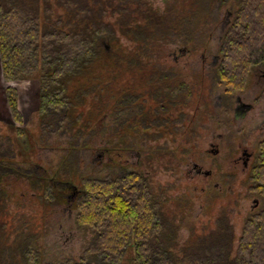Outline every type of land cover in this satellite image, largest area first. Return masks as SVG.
<instances>
[{"label": "trees", "instance_id": "obj_1", "mask_svg": "<svg viewBox=\"0 0 264 264\" xmlns=\"http://www.w3.org/2000/svg\"><path fill=\"white\" fill-rule=\"evenodd\" d=\"M41 4L47 13L43 19ZM148 5L145 0H0L2 75L8 82L38 81L36 99L42 126L41 150L50 149V140L55 136L51 128L64 115L70 120L71 131H75L71 137L77 139L71 140L69 147L62 150L65 155L53 174L36 173L29 160L24 162V155L20 157L13 148L6 147L3 151L1 144L0 264H22L24 259L28 264L41 263L34 237L22 234L13 240L16 233L8 229V205L20 182L28 183L33 192L42 191L43 195L34 194L36 199L49 202L53 198L60 205H72L77 226L92 234V240L73 264H264V209L249 213L238 238L233 227L226 223L218 231L190 241L183 247L181 258L174 251L176 245H172L167 229L169 223L171 227L173 225V234L177 233L176 216L164 212L159 196L154 194L149 177L144 173L128 172L105 180L84 178L80 184L71 178L72 171L77 169L68 167V159L70 156H75V161L76 156L79 158L78 151H84L79 147L85 139L82 137L94 126V120H98L89 115L85 117L86 111L79 112V108L89 107L91 101L97 100L94 99V95L98 96L97 90L101 93L110 83L113 84L116 76L120 77L119 70L112 71L113 66L126 71L127 64H142L147 69L152 63L148 60L151 45H156L157 40L165 36L162 34L165 19L147 9ZM142 6L146 7L142 15L145 24L137 18L133 24L124 20L132 11H140ZM108 8L113 16L120 14L114 23L107 20ZM115 25H128L127 30L121 27L122 36H132L137 54L142 50L147 53V63L136 53L134 57L126 58L121 46L113 52L103 46L105 38L102 33L107 34L110 43L120 44ZM97 64L102 66L101 71L95 69ZM261 65H264V0H238V9L224 35L221 61L216 71L224 95L245 91L253 68ZM142 75L141 80L146 83L138 87L149 89L147 91L153 94L152 85L149 86L152 74ZM92 81L103 83L100 87ZM135 87L131 84L128 88ZM167 88L172 90L173 99L177 92L175 87ZM130 96L133 97L130 92L125 94V98ZM6 97L13 120L16 124H23L17 90L8 88ZM100 100L98 97L93 106ZM177 105L179 103H173V106ZM144 117L149 120L148 115ZM151 121L144 124L145 129L137 131L135 138L149 135ZM161 122L164 120L157 125L161 126ZM17 131L21 136L26 129L17 128ZM155 136L150 134L152 139ZM94 144L92 148H86V152L91 153L100 145L99 141ZM113 149L124 152L122 148ZM106 152L112 156L110 149L107 148ZM111 161L109 166L117 167L115 160L111 158ZM63 175L68 177L63 178ZM248 185L251 195L264 200V142L258 145V156Z\"/></svg>", "mask_w": 264, "mask_h": 264}, {"label": "rangeland", "instance_id": "obj_2", "mask_svg": "<svg viewBox=\"0 0 264 264\" xmlns=\"http://www.w3.org/2000/svg\"><path fill=\"white\" fill-rule=\"evenodd\" d=\"M145 3L149 4L147 9L165 19V29H162L165 36L162 40H157L155 47L151 45V50L148 51L150 59L143 50L137 54L138 48L131 41L132 36H122V28L127 30L128 25L114 26L116 36L120 39L119 45L114 41L110 43L107 34L102 33L105 38L103 46L111 52L121 46L126 58L134 57L136 53L142 57L140 59L144 63H147V59L152 63L147 69L142 64H127L126 71L112 67V71L119 70L123 75L116 76L113 84L110 83L101 93L97 90L98 96L94 95V99L98 100L99 97L101 100L95 107L93 104L97 100L91 101L89 107L79 108V112L86 111L85 117L89 115L98 120H94V126L82 137L85 139H82L79 147L84 151H78L77 163L75 156H70L67 163L72 170L77 169L72 171L74 174L71 177L76 184H80L84 178L105 180L124 176L128 172H141L149 177V183L154 194L159 196L164 212L168 216H176L177 233L173 234V225L171 227L169 223L167 229L172 245H176L173 247L174 251L182 258L183 247L189 245L190 241L206 237L226 223L233 227L238 238L249 213L264 209V200L259 199L256 206V197L249 193V173L241 163L235 164V159L241 155V145H246L255 152L258 148L256 144L264 140V134L256 133L250 138L248 135L251 130L248 131V127L243 125L245 122L236 126L233 121H229L230 115L227 112L231 103L223 93L221 81L210 67L214 55L221 54L227 29L219 27V24L224 19L226 10H231L233 14L237 11L238 0H145ZM145 9L146 7L142 6L140 11H132L130 17L126 16L124 20L132 23L137 18L143 24L145 21L142 15ZM40 11L41 19L45 18L47 13L45 14L42 4ZM107 13V20L113 23L116 16L120 17L119 13L113 16L110 8ZM183 45L189 46L192 53L188 57H182L178 53L180 63L177 64L173 52H178ZM203 51L207 55L206 64L202 62ZM185 62L188 63L186 66ZM154 63L159 67L155 74L159 82L157 87L166 89L167 86L173 85L166 83L176 81L177 78L185 81L173 85L178 86L177 102L185 106L181 111L184 116L180 112L176 113L172 107H167L166 101L155 100L153 94L147 91L149 89L138 87L146 83L141 80L144 76L142 74L150 73ZM201 64L207 69L202 70L204 66ZM95 69L101 71L103 68L97 64ZM166 70H170L172 74L167 75ZM181 74L182 76H178ZM259 79L260 77H253L247 92L235 94H241L242 98L247 100L256 95H264L259 92ZM101 83L103 82H93L100 87ZM131 84L137 87L129 89ZM151 85L152 83L149 86ZM10 87L18 92V109L23 118L21 125L13 120L7 103L6 90ZM38 92L39 84L35 80L5 81L0 63V146L2 144L3 151L6 147L13 148L20 157L24 155V162L29 160L36 173L44 171L53 174L65 155L62 150L69 147L71 140L77 139L71 137L75 131H71L70 120L64 115L58 120L57 126L54 124L55 127L51 128L55 136L50 140V149L41 150L43 142L40 141L42 126L37 110ZM93 92L95 94V91ZM128 92L133 94V97L125 98ZM166 94L164 90V95ZM161 97L163 98L162 94ZM262 104L264 108V96ZM99 106L101 109L98 110ZM147 115V121L156 117L150 122L152 127L149 126L151 129L147 131L149 135L135 138L137 131L145 129L144 124L147 121L144 116ZM161 120H164L159 123L162 126L157 125ZM17 128H25L26 131L20 136ZM154 132L157 133L156 136ZM150 134L155 138L152 139ZM97 141L100 144L97 149L91 153L86 152V148H92ZM213 142L220 144L219 155L216 157L209 154L210 144ZM105 148L111 150V157L107 155ZM113 148H122L124 152ZM111 158L115 160L117 167L109 166L113 162H110ZM195 164L201 165L204 170L211 169L212 177L207 179L197 176ZM25 166L24 164V172ZM67 177L63 175V178ZM34 194L43 195L40 190L33 192L28 183L20 182L16 186L6 216L9 231L11 229L16 233L12 239L15 240L22 234L24 237H34L36 251L41 258L39 264H73L92 240V234L77 226L76 212L72 211V205H60L59 201L53 198L49 202L36 199ZM22 264L28 263L24 259Z\"/></svg>", "mask_w": 264, "mask_h": 264}, {"label": "flooded vegetation", "instance_id": "obj_3", "mask_svg": "<svg viewBox=\"0 0 264 264\" xmlns=\"http://www.w3.org/2000/svg\"><path fill=\"white\" fill-rule=\"evenodd\" d=\"M234 17V14L231 10H226V13H225V17L224 19L222 20V22H220L219 24V27L221 28H224V27H229L230 24H231V21ZM227 30V29H226ZM225 30V31H226ZM211 36V35H210ZM209 36V38H210ZM182 48H179L178 52H176L177 50H174V60L176 61V63H180V58H179V55L178 53L181 54L182 57H188L190 56V54L192 53V49L189 47V46H181ZM208 51V49L206 50V52ZM205 51H203V53L201 54L203 56V61L202 62H205L206 64V54ZM220 52V50H219ZM220 61H221V54L215 56L214 55V61H213V64L210 65L211 70L217 71V68L220 64ZM201 62V63H202ZM188 63L185 62V66L187 65ZM203 65V64H201ZM204 69L202 68V70H206V66L203 65ZM263 67L264 65H261V66H258V67H255L253 68L250 76H249V84L247 86V89L245 90V92L248 91L249 89V86H251L252 84V78L253 77H260L259 79V92H261V94L263 93L264 94V70H263ZM155 68V69H154ZM161 68V66H160ZM159 69V67L156 65V63H154L153 67H151V74L153 75H150L152 79H149V82L152 83V87L153 85L156 86V84L159 82H157V77L155 76V74L157 73L156 71ZM162 69V68H161ZM169 72L167 73V70L165 73H167V75L169 74H172V72L170 70H168ZM155 72V73H154ZM178 76H182L181 75H178ZM252 76V78H251ZM178 80L176 81H173V82H167L166 84H176L177 85L181 82H185L184 80L182 81L181 78H177ZM163 80V79H162ZM165 81V80H163ZM173 85H170L173 86ZM155 86L153 87V96L155 97V100H162L161 102L163 101H166L167 102V107L170 106V108L172 107L176 113H179L181 111H183L185 109V106H183L181 103V105H177V106H173V103H178L177 100L179 98V89H178V86H174L175 89H176V93L174 94V100L175 101H172L173 99L171 98L172 97V90H170V88H167L166 89H163V87H157L155 88ZM164 90H166L167 94L164 95ZM158 92H161L160 95H157ZM161 94L163 96V98L161 97ZM263 96H258L256 95L255 97H253V99H250V100H247V99H243L242 98V95H230L228 96L229 98V101H230V106H229V111L227 112L228 115H230L229 117V121H233L235 124H237L236 126L243 124V122H245L243 125L247 126L248 127V131H250L251 134H249L248 136H250V138H252L256 133L257 134H264V108H263V104H262V101H263ZM227 97V96H226ZM168 98V99H167ZM171 98V99H169ZM154 121L156 119V117L154 116V118H152ZM232 119V120H231ZM157 124V123H155ZM162 126V125H161ZM250 128V129H249ZM157 132V131H156ZM156 132H154L153 134H157ZM247 135V134H246ZM260 137V136H258ZM264 142V140H260L257 142L256 146H258L260 143ZM210 153L209 154H212L213 157H216L219 155V149H220V144H215L213 142V144H210ZM241 151V155L238 156L237 159H235V164H239L241 163L243 168H245V170H247V173H249L248 175H250L251 171H252V168L257 160V156H258V148L256 149V151L254 152L253 150L250 149V147L246 146V145H241L240 147V150ZM120 155V154H119ZM123 156V155H122ZM119 166V165H118ZM194 168L196 170V175L199 176V177H205V178H211L212 175H213V171L211 169L209 170H204L202 168L201 165L199 164H195L194 165ZM75 193H77V190L75 189ZM76 194H74L75 196ZM72 195L69 196V198H71ZM257 200H255V204L256 206L259 204V199L256 198Z\"/></svg>", "mask_w": 264, "mask_h": 264}]
</instances>
